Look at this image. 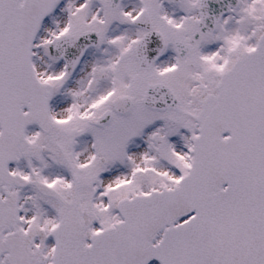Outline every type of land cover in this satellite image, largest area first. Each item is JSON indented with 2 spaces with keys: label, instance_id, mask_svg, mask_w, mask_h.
I'll list each match as a JSON object with an SVG mask.
<instances>
[{
  "label": "snow or ice",
  "instance_id": "snow-or-ice-1",
  "mask_svg": "<svg viewBox=\"0 0 264 264\" xmlns=\"http://www.w3.org/2000/svg\"><path fill=\"white\" fill-rule=\"evenodd\" d=\"M0 264H264V0H0Z\"/></svg>",
  "mask_w": 264,
  "mask_h": 264
}]
</instances>
